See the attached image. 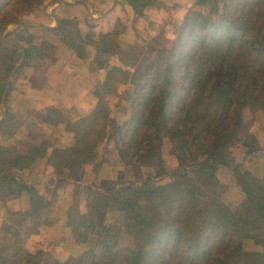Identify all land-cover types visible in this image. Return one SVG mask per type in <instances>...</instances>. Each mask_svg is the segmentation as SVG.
Here are the masks:
<instances>
[{
  "label": "trees",
  "instance_id": "1",
  "mask_svg": "<svg viewBox=\"0 0 264 264\" xmlns=\"http://www.w3.org/2000/svg\"><path fill=\"white\" fill-rule=\"evenodd\" d=\"M123 1L137 15L157 3ZM51 2L57 0H0V102L9 92L10 78L18 65L17 72L49 58L47 51L53 50V45L34 32L31 15ZM197 3L202 9L188 10L174 40L164 43L163 37H158L148 43L146 66L135 75H130V69L136 62H125L114 39L107 43L113 32L100 34V42L95 43L83 35L77 20L59 21L56 30L63 41L81 59H87L88 46H94L91 70L105 68L106 72L94 89L96 107L70 127L76 134L73 145L52 149L49 164L59 175L69 172L79 181L77 176L96 157L98 145L109 138L122 161L150 169L140 183H126L120 178L110 191L95 185L87 188L89 212L82 216L70 211V227L78 242L87 243L93 236L95 246L71 258L69 264H249L243 250L248 239L263 248L257 256L264 264V177L238 171L233 159L236 146L247 147L249 155L260 149L253 136L247 137L250 142L239 136L243 108L264 111V0ZM11 9L21 15H10ZM11 24L15 29L3 34ZM24 32L29 36L18 39V44L9 42ZM128 53L133 54L130 48ZM114 57L123 65L112 64ZM125 84L130 85L132 112L128 121L118 124L111 118L108 99ZM39 117L44 122L64 120L57 110L40 113ZM17 128L14 115L6 111L0 132L13 137ZM165 139L171 142L178 161L175 169L165 164ZM50 146L48 138L37 139L33 151L43 156ZM5 154H0V165L17 169L34 160L12 150ZM219 166L233 169L246 195L236 209L222 200L226 187L217 178ZM169 176L171 181L164 183L162 179ZM10 177L0 169V189L10 184ZM22 187L30 193L35 208L51 206L35 187ZM113 210L124 213L122 226L106 222ZM124 234L130 238V245L121 244ZM24 242L16 243L1 257L0 264L37 261V256L23 250Z\"/></svg>",
  "mask_w": 264,
  "mask_h": 264
},
{
  "label": "crops",
  "instance_id": "2",
  "mask_svg": "<svg viewBox=\"0 0 264 264\" xmlns=\"http://www.w3.org/2000/svg\"><path fill=\"white\" fill-rule=\"evenodd\" d=\"M156 2L155 5L146 7L150 13L146 12V16L136 15L135 19L136 22L138 18L141 30L145 33V36H142L147 37L148 40L157 35L152 33L150 26L168 25L172 26L173 30L182 22L187 10L198 7L197 0H156ZM96 3L99 4L98 7L113 11L109 16L99 17V13L95 11ZM116 3L117 0H111L109 5L104 0H74L54 4L51 2L31 15L34 18L31 23L38 33L41 32L42 27L51 30L46 32V40L55 45L56 50L52 59H46L38 66L25 65L19 69L10 79L11 86L6 98L0 102V121L4 119L6 111H10L18 126L13 137H6L0 132V138L15 142L21 140V143L22 139L24 141V144L18 143L19 149H1L0 154L6 157L5 152L12 150L18 156L34 158L24 169H17L10 164L0 165L2 172L9 174L12 179L10 184L0 189V259L12 247L10 242L22 237L20 218L27 217L42 218L40 222L36 220L38 222L36 229L28 232L23 229L29 236L25 246L27 252L33 254L35 251H42L46 256L53 254L56 261L60 260L59 263L82 255L88 249V242H78L69 224L73 190L78 184L86 186L93 182L103 188H111L110 185H115L119 175H122L117 148L109 138L103 146H99V155L108 151L105 161L97 171L94 169L95 163L83 167L82 179L79 182L64 177L68 181L66 183L65 179L57 176L55 169L48 162L52 149L68 148L73 145L76 134L72 133L70 126L96 107L98 99L94 89L103 80L106 72L104 68L97 72L91 70V61L96 54L94 46H88L89 57L81 59L77 52L63 41L61 33L56 30L59 21L77 19L80 29L88 27L89 24L97 29L98 34L111 33L115 27L113 13L118 9L115 8ZM91 14L93 15L90 16ZM148 14L159 15L160 22L153 23L147 18ZM135 22L133 27L136 29ZM112 64L116 65L115 61L114 63L112 61ZM54 110L63 114V121L54 123L40 119V113ZM246 117L252 121L249 133H253L257 138L260 149L249 155L247 147H236L233 154L235 163L245 171L264 176V113L258 111ZM128 119L125 117L122 120ZM40 137L54 140L43 159L33 151L34 143ZM22 147L25 149L20 150ZM216 175L219 182L226 187L222 195L223 202L230 208L236 209L246 200V195L238 185L235 172L232 168L219 166ZM59 180L65 182V186L61 191L62 187L59 186L56 191L59 199L52 202L55 186L61 183ZM22 185L35 187L47 202H51V206L35 208L30 193ZM244 244L247 260L250 259L249 253H253L251 257L254 258L263 252V248L256 245L253 240H247Z\"/></svg>",
  "mask_w": 264,
  "mask_h": 264
},
{
  "label": "rangeland",
  "instance_id": "3",
  "mask_svg": "<svg viewBox=\"0 0 264 264\" xmlns=\"http://www.w3.org/2000/svg\"><path fill=\"white\" fill-rule=\"evenodd\" d=\"M68 1L71 2V1H74V0H57V2H53V4L54 3H62V2L67 3ZM97 1H100V0H97ZM121 1H120V3H116L115 8H118V9H117L116 12L113 13V19H114L113 22H115V27H114V29L112 31L114 33V37L113 38H108L106 41H107V43H109L110 41H112V39H114V41H115L114 44L118 47V50L120 51L122 56L125 57L124 58L125 62L126 63L130 62V63H127V64L132 65V63L134 61L136 62L135 66H132L133 68L130 69V75H135L137 72L142 71L145 68V66H146V59H147V55L146 54H147L148 43L151 42L152 40L157 39L158 37H163L164 43H166L167 41H170V40L171 41L174 40L175 34H176V30H177V28L179 27V25L182 22L179 25L175 26L173 30H172V26H168V25H161L159 27H156L154 25L152 27L150 26V28H152V31H153L152 33H157V35H155L154 38L148 40L147 37L146 38L143 37V36H145V33H143L142 30H141V26L139 24L138 18H137V20L135 22L136 15H137L135 13V10L129 4L125 3L123 0H121ZM104 2H106V4L109 5L111 3V0H104ZM98 5H99L98 3L95 4V11H97L99 13V17L101 15L103 17L106 16V15L109 16L111 14V12L113 11V9H110V10L108 9L107 10V8H101V7H98ZM43 6H45V4ZM43 6H40L39 8H41ZM15 9H17V8H15ZM15 9H11L9 11L10 15L14 16V15L19 14L18 12L16 13L17 10H15ZM194 9L201 10L202 7L200 5H198V7L194 8ZM146 12L150 13L149 9L145 8L143 15H139V16H146L147 15ZM187 12H188V10L186 11V13ZM186 13H185V15H186ZM19 15H21V14H19ZM92 15L93 14H91L90 16H92ZM149 15L150 14H148L147 18H150L153 23L159 21V15H154V14L150 15V16ZM185 15H184V17H185ZM89 21H90V18H89ZM134 22H135V25H136V29L133 27L134 26ZM159 22H157V23H159ZM15 26L16 25H14V24L8 25L5 28L3 34H5L8 29L9 30L10 29H15ZM87 26L88 27H86V28L80 29L82 31L83 35L85 37L87 36L88 39L90 41H92V42H97V41L100 42L99 35L103 34V33L98 34L97 33V29H95L94 26H91L89 24H87ZM101 30H103V28H101ZM18 31H20V30H18ZM29 31H27V32H29ZM34 32L36 34H38V32L36 30H34ZM39 33H40L39 35H41L46 40V32L41 30V32H39ZM25 36L27 37L29 35H27L26 33L23 34V35L22 34H18V36H13V37L9 38V42L11 44H13V45H16V44H18V39H25L26 38ZM129 48L132 50V53H133L131 55L128 53V49ZM55 50H56V47H55V45H53V50L51 49L50 51H47V53L49 54V58H47V59H52L53 58ZM3 59L4 58L1 57V60H3ZM113 59H115V60H113ZM113 59H112V61H113V63L115 61L116 65H118V66H122L123 65L120 62V59L118 57H114ZM18 66L16 67V71L14 73H12L11 77L17 72ZM129 91H130V85L125 84V85H123L121 87L119 93L112 94L111 96H109L108 100H109V107H110V110H111V118L113 120H116L118 124H124L129 119L128 120H122V119L125 118V117L126 118L127 117L130 118V116H131L132 109L130 108V104H129V101H128V99H129ZM258 111H262V110H253L252 111L251 108L248 107V106L244 107L243 110H242L243 121H242V127H241V130H240L241 133H240L239 138L245 140V142H247V141L250 142L251 139L250 140L247 139V137H250V136H253L254 139L257 141V138L254 136V134L253 133H249V131L251 130L250 129V124L252 123V121L248 120L246 115H249V114L254 115V113L258 112ZM262 112L264 113V111H262ZM15 122H16V120H15ZM108 130H110V126H108L106 128V133L107 134H108V132H107ZM46 138L49 139V143L53 144L52 143L54 141L53 139H50L49 137H46ZM42 139H44V138H42V137L38 138V142H39V140L41 141ZM109 140H111V139H109ZM109 140H107V138H106L103 142H101L98 145L96 157L93 158L92 160H90V162L87 164V165H89L90 163H95L96 166L94 167V169L96 171L98 170V168H100L101 163H103L105 161V158L108 155V151L104 152L103 155H99V146L100 145L103 146V144L105 142L109 141ZM18 143H20V145L24 144L23 139H22V143H21V140H19V142H15L13 140H9V139L2 140L0 138V151H1V149H7V148L17 149L18 146H19ZM257 145L259 147L258 141H257ZM236 147H238V146H236ZM24 149H25V147L20 148V150H24ZM162 150H163V155H164L166 166L169 169L177 168L178 167V161H177V159L175 157L172 144H171V142L168 139H165V141L163 143V146H162ZM233 154H234V150H233ZM118 155H119V153H118ZM43 156L38 155V157L40 159H43L44 158ZM233 159H234V156H233ZM6 161H8L7 158H6ZM234 161H235V159H234ZM130 163H131L130 160L122 161L120 159V156H119V164H120L119 168L123 172H122V175H119L118 179L116 180L115 185L114 184L110 185L111 188H103L102 186H99V185L95 184L94 182L89 184V185H86V186L78 184L76 186V188L73 190V196H72V200H71V204L72 205H71V208H70V211H72V214L73 215L80 214L82 216H86L87 215V213H88V209L86 207L87 198H88V189L87 188L90 187V186L95 185L97 187H100V188H103V189H106V190L110 191V190L114 189L117 186L120 178H122L121 181L126 182V183H140L141 180L143 178H145V175H147L149 173L150 169L147 166L137 165L135 163H131L130 164ZM235 164L238 166V169H239L238 171L248 172V171L243 170L242 167L239 164H237V163H235ZM249 173L252 174V176H254L256 178H259V179L264 177V176H257V175H255V174H253L251 172H249ZM70 175L71 174L68 172L65 175H62V174L59 175L58 174L57 176H61L62 178H60V179H65L66 183L68 182L66 178L71 179L73 182H79L82 179V172H81V174L79 176H77L79 178V181H74L73 177H71ZM64 177H66V178H64ZM59 181L61 182L62 180H59ZM162 181L164 183H169L171 181V177L170 176L166 177V178L162 179ZM65 182L58 183V185L55 186V195H53L52 202L53 201H58L59 195L57 194L56 191L58 190L59 186H60V188L62 187L60 189V191L63 190V186H65V184H64ZM55 196H56V198H55ZM36 220H38L40 222L42 220V218L41 217H39L38 219H36V217H33V218L31 217L30 219L28 217L25 218V219L20 218V225H21L20 227H21L22 233H23L22 237L21 238L19 237L15 242H10L12 247L8 251H6L4 256L7 255L9 252H11V250L14 247V245L16 243H18V242L20 243V240H22V239H25V242L21 243L22 244V248H23V250L25 252L28 251V250H25V246H26L27 238L29 236H27V234H25L23 229H25L27 232H28V230L36 229V225H38L37 224L38 222ZM124 221H125L124 213L119 212V211H114V210L113 211H109V213L107 215V218H106V222L108 224H111V225H120V226H122L124 224ZM69 224H70V219H69ZM248 240H250V239H248ZM245 241H247V240H245ZM245 241L243 242V250L245 249V244H244ZM94 243H95V241H94L93 236H92V238L90 237V241L87 243V245H88L87 251L89 249H91V248H94V246H95ZM130 243H131L130 238L124 234L122 239H121V244L123 246H127V245H130ZM27 253H29V252H27ZM261 253H263V252H261ZM261 253H259V254H261ZM249 254H250V259L247 260L248 258H246L245 252H244V259L248 261L247 263H249V264H255V263L256 264H263V259H260V257H258V256L253 258V257H251V255L253 253H249ZM32 255L37 256V258H36L37 261H35L33 264H69L70 260H71V258H70L66 262L59 263L60 260L56 261L55 256L53 254H48V256H46V254H44L42 251H38V252L35 251Z\"/></svg>",
  "mask_w": 264,
  "mask_h": 264
}]
</instances>
